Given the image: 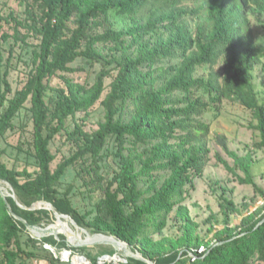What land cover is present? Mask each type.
<instances>
[{
  "label": "trees",
  "instance_id": "trees-1",
  "mask_svg": "<svg viewBox=\"0 0 264 264\" xmlns=\"http://www.w3.org/2000/svg\"><path fill=\"white\" fill-rule=\"evenodd\" d=\"M13 1L22 6L23 18H10L26 30L25 35L16 27L15 40L27 45L33 38L38 49L26 82L13 92L1 51L12 35L0 8V138L9 132L23 136L29 128L30 139L14 147L32 166L19 171L0 160V182L17 200L0 194V264H70L46 245L56 252L86 251L69 247L63 235L31 236L17 217L40 227L55 220L50 210L19 206L39 202L91 234L124 242L153 264H264L263 208L205 243L183 205L203 175L225 101L251 112L258 133L254 149L264 152V98L252 83L253 70L264 60V0ZM77 61L100 67L93 83L75 79ZM54 78L64 86L50 88ZM97 105L103 120L88 133L74 118ZM68 121L74 122L71 130ZM57 139L65 146L61 155L54 150ZM217 140L227 149L222 137ZM229 154L244 176L238 181L264 196L252 180V157ZM106 158L115 167L104 175ZM69 169L76 171L78 187L63 184ZM225 203L239 213L231 201ZM174 211L182 235L155 240ZM88 258L98 264V258Z\"/></svg>",
  "mask_w": 264,
  "mask_h": 264
},
{
  "label": "rangeland",
  "instance_id": "rangeland-1",
  "mask_svg": "<svg viewBox=\"0 0 264 264\" xmlns=\"http://www.w3.org/2000/svg\"><path fill=\"white\" fill-rule=\"evenodd\" d=\"M0 8L3 9V16L9 21L7 26H5V31L12 35L8 41L2 43V70L5 71V69H7L9 71L8 79L12 84L13 92H16L20 90L26 82L31 70L34 51L38 48L33 44V42H36L33 38L28 39L29 42L27 45H21L13 36L14 29L18 26L16 25V21L12 22L10 15L14 14L16 19L18 18L17 20L21 21V18H23V14L21 13L22 6H19L18 2L13 0H1ZM19 27L18 29H20L21 33L26 35V30ZM96 48L101 50L103 54H107V50L99 46ZM73 67L77 69L74 77L80 83H84L87 79L90 80V83H93L96 72L100 68L99 66L91 68L89 63L83 61H77L73 64ZM252 83L259 97L264 98V60L253 70ZM49 85L50 88L53 89L64 86L63 82L58 78L51 79ZM102 118V108L97 105L93 111H89L86 115L85 113H77L74 121L76 124L81 125L84 131L92 133L98 129L99 123L103 120ZM206 119H210V114L207 115ZM252 125H255V121L251 112L229 101L224 102V110L220 118L213 124L211 140L208 143V162L202 177L195 181V191L192 193L190 199L183 204L188 209L189 216L198 224V234L205 243H213L214 234L217 231L223 229L225 226L231 227L233 225H239L243 217L256 213L258 209L263 208L261 214L264 213V196L259 194V192L254 189L253 185L241 184L238 181L239 177L244 176L242 172L234 166L233 157L229 154L235 153L239 157H244L246 155L252 157L254 161L251 168L253 183L258 189L264 191V152L260 150L255 151L254 149V143L258 140V133L252 128ZM73 127L74 122L68 121L69 130ZM28 130L25 131L23 136L19 134V132H9L7 133V139L0 138V160L3 161L9 169L20 171L28 167L31 170L32 166L27 165L24 156H19L14 147L19 144L20 139H30ZM217 137H222L224 139L227 149H223ZM62 141V139H57L53 145L54 150L59 149V155H61V153L63 154L65 151V146ZM21 142H23V140ZM23 147H25L24 144ZM110 160V158H106L102 163L104 175L114 171V162ZM224 162L231 168H234L236 173L234 174L228 170L223 164ZM80 183V180L76 177V171L69 169L63 178V184H74L78 187ZM0 189L5 195L11 194V188L4 182H0ZM225 200L231 201L239 213L230 212L226 208ZM39 206L46 207V203L41 202ZM62 222L71 229L75 236L85 239L86 234L84 231L73 225L69 217L62 218ZM52 224H58L56 217L54 222L49 225ZM182 224V220L176 214V211H174L169 217L166 229L160 235H155L153 238L155 240L162 238H177L182 235ZM53 227V230H55L59 225ZM89 234L90 236L93 235L91 233ZM59 235H63V233L59 232L56 237L57 239ZM97 237L98 236L93 238L96 239ZM97 239L105 241L103 237H98ZM72 248L87 249L83 253H72L68 250L56 252L54 249L53 250L56 257L60 258L64 252H70V260L65 261L69 263L72 261L71 258L73 259L76 256H84L87 264H91L88 258L89 256L98 258V264H124L126 261L125 256L119 254L110 245L98 244ZM204 248V246L201 247L199 252L204 250ZM126 249L130 250L128 246H126ZM110 250L113 251L112 254H103V251ZM106 256L112 258L113 256H118L121 261L119 262L116 258L109 260ZM30 264L48 263L43 260H33Z\"/></svg>",
  "mask_w": 264,
  "mask_h": 264
},
{
  "label": "water",
  "instance_id": "water-1",
  "mask_svg": "<svg viewBox=\"0 0 264 264\" xmlns=\"http://www.w3.org/2000/svg\"><path fill=\"white\" fill-rule=\"evenodd\" d=\"M11 192L12 193L10 194V196L15 201H17L16 200V197H15V194H14V192L12 190V188H11ZM0 194H1V197L5 200L6 195L1 191V189H0ZM40 203L41 202L36 203V204H34V205L30 206V207H24V206H21L19 204L18 205L22 209H25V210H37V209H41V208L50 210L55 215L58 224H52V225H49L47 227L31 226L26 221L22 220L21 218L17 217V219H19L20 221H22V223L24 224L26 230L31 234L32 237H35V238L40 239V238L47 237V236H54L56 238L58 232H56V231L48 232V229L50 227H52V226L60 225L61 222H62V219L61 218H65V217H68V216H66V215H60L58 212L55 211V209L53 208V206L51 204H49V203H46V207L39 206ZM43 203H45V202H43ZM72 223H73V225H75L76 227H78L73 221H72ZM82 230L83 231H86L84 229H82ZM60 232L63 233V235L65 237V242L67 243L68 246H72V247H86V246L98 245V244L110 245V246H112L114 248L115 251H117L119 254H121V255H123L125 257H132V258H136V259L142 260V261H144L147 264H153L152 262L143 259L139 254H135V253L131 252V250L126 249L127 244H125L124 242H121V241L115 239L112 236H106V235H102V234H93L92 236L103 237L105 239H108L109 241H107V242H76L78 244H74L71 241L68 233L62 232V231H60ZM74 237H75V235H74ZM45 248L46 249H49L53 253V255L56 257L55 252H54V250L51 247H49V246L46 245ZM70 255H71V253L70 252H67V255L65 257L62 256L60 259L62 261H69L68 256H70ZM77 257L82 258L83 260H86V258L84 256H77ZM106 258H108L109 260H112L113 258H116L119 262L121 261V259L118 256H113V258L110 257V256H106ZM70 263L73 264L72 261Z\"/></svg>",
  "mask_w": 264,
  "mask_h": 264
},
{
  "label": "bare ground",
  "instance_id": "bare-ground-1",
  "mask_svg": "<svg viewBox=\"0 0 264 264\" xmlns=\"http://www.w3.org/2000/svg\"><path fill=\"white\" fill-rule=\"evenodd\" d=\"M62 219V218H61ZM57 226V225H56ZM53 231H56V232H60V231H62V232H66V233H69V234H74L72 231H71V229L70 228H68L67 226H66V224L65 223H63V222H61V224L59 225V227L58 228H56L55 230H52V231H48V232H53ZM84 233L86 234V237H85V239L86 240H88V241H81V239H79V241L80 242H107V241H109L108 239H106L105 241L104 240H98L97 238L95 239V238H93L92 236H90V234L89 233H87V231H84ZM79 238V237H78ZM74 244H78V243H76V241H73V240H71ZM67 255V252H64L63 254H62V256L63 257H65ZM70 257L71 256H68V259L70 260ZM71 260H72V262H73V264H87V262H86V260H83L82 258H79V257H74L73 259L71 258Z\"/></svg>",
  "mask_w": 264,
  "mask_h": 264
}]
</instances>
